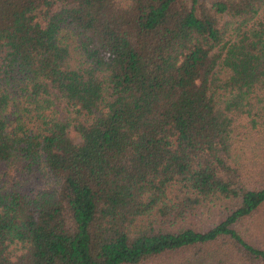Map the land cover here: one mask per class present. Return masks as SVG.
<instances>
[{
  "label": "trees",
  "instance_id": "obj_1",
  "mask_svg": "<svg viewBox=\"0 0 264 264\" xmlns=\"http://www.w3.org/2000/svg\"><path fill=\"white\" fill-rule=\"evenodd\" d=\"M0 264H264V0H0Z\"/></svg>",
  "mask_w": 264,
  "mask_h": 264
},
{
  "label": "rangeland",
  "instance_id": "obj_2",
  "mask_svg": "<svg viewBox=\"0 0 264 264\" xmlns=\"http://www.w3.org/2000/svg\"><path fill=\"white\" fill-rule=\"evenodd\" d=\"M56 108L59 112V116L62 117H67V118H73L75 117L73 112H71L69 109H66L65 107H63V105L58 102L55 103ZM68 136L71 138V140L76 143L78 142L79 138L78 136L72 131L71 128H68Z\"/></svg>",
  "mask_w": 264,
  "mask_h": 264
}]
</instances>
